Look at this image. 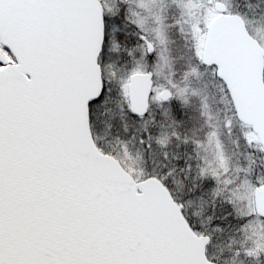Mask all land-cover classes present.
Instances as JSON below:
<instances>
[{"label": "snow or ice", "instance_id": "snow-or-ice-1", "mask_svg": "<svg viewBox=\"0 0 264 264\" xmlns=\"http://www.w3.org/2000/svg\"><path fill=\"white\" fill-rule=\"evenodd\" d=\"M260 31L264 0H0V264H264Z\"/></svg>", "mask_w": 264, "mask_h": 264}, {"label": "rangeland", "instance_id": "rangeland-1", "mask_svg": "<svg viewBox=\"0 0 264 264\" xmlns=\"http://www.w3.org/2000/svg\"><path fill=\"white\" fill-rule=\"evenodd\" d=\"M258 38L264 39V31H260L258 33ZM208 88H209V92L211 94V90H212L211 84H209ZM241 260H242V264H261L260 260H257L255 258H249V257H246V256L245 257H241Z\"/></svg>", "mask_w": 264, "mask_h": 264}]
</instances>
